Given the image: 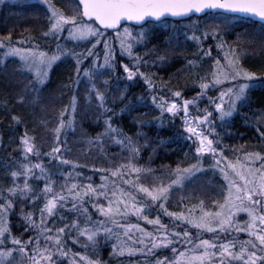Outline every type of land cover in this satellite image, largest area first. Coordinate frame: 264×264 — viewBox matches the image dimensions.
Returning <instances> with one entry per match:
<instances>
[{"label": "snow or ice", "instance_id": "obj_1", "mask_svg": "<svg viewBox=\"0 0 264 264\" xmlns=\"http://www.w3.org/2000/svg\"><path fill=\"white\" fill-rule=\"evenodd\" d=\"M5 2L0 0V5ZM42 3L47 10L49 25L42 38L55 40L54 49L41 50L32 37L14 40L11 32L0 37V52L5 60L16 57L25 70L34 73L29 86L37 95L29 101L26 87L18 94L16 102L22 105L38 103L37 89L46 84L53 67L66 57L72 58L77 86L83 74L89 85L88 99L94 98L105 116L104 131L90 143L102 145L105 140H110L127 155L122 163L113 167L97 168L93 165L94 172L102 173L99 185L75 182L81 179L79 172L75 175L73 171L57 173L43 163L19 164L18 171L10 172L12 186L6 189L0 186V264H65V261L68 264H102L80 252L73 253L68 247L70 240L83 249L95 248L100 235L114 237L119 242L112 245L113 254L154 257V264H264V150L249 152L243 146L240 149L225 146L222 143L224 137L220 135L238 107L248 99V93L258 86L264 87V71L258 74L242 67L236 48L228 44L224 34L244 18L257 17L264 21V0H72L71 15H66L52 0H42ZM192 15H205L211 23L200 35L196 34L200 30L198 23L189 26L195 31L186 38L198 45V54L195 60L187 61L188 70L197 67V60L212 58L213 47L203 46L209 38L216 41L215 48L223 52V57L213 58L210 72L196 74L195 95L189 99L182 90H173L163 79L158 84L149 73L142 71V67L149 65L145 59L149 53L141 56L135 53V49L149 42V27L165 24L169 18L182 19ZM61 40L86 46L77 51L67 48ZM116 42L119 44V60ZM261 46L264 47V34ZM124 57L131 64L124 63ZM156 60L165 63L167 55L157 52ZM86 61H90L88 67H84ZM118 69H122L123 79L127 82L143 81L145 93L137 99L141 102L150 99L159 112L154 117L159 125L166 120L175 122L180 119L183 132L195 147L194 163L182 166L184 162L177 161L175 168L164 166L161 169L138 163L142 150L149 148L151 142L140 131L134 134V139L121 127L114 126L117 113L107 107V90L114 80L121 81ZM100 77L107 78L100 80ZM98 83L104 91L97 86ZM211 92L216 94L209 95ZM126 93L127 89H124L118 97V102L124 105L119 114L131 108L132 102ZM204 100L207 104L200 108ZM76 104L73 96L70 104L59 112V123L51 130L53 143L50 150L42 154L49 159V165L55 163L57 167L69 166L73 170L81 167L66 158L71 149L66 146L67 140L62 139L65 129L74 131V119L67 117L69 109L75 116ZM11 119L16 124L23 123L20 116L12 115ZM133 123L137 128L145 126L143 121ZM256 132L258 139L264 142V115L257 120ZM224 135L232 134L226 131ZM140 139L145 143L140 144ZM19 144L24 160L41 155L35 137L27 131L19 138ZM0 146H3L2 142ZM229 151L233 154L242 151L244 155L230 159L225 154ZM207 157H211V162L209 168L204 169ZM157 171L163 175L156 176ZM205 171L218 172L223 181L219 193L222 200H211L215 211L206 207L203 199L198 205L187 208L186 200L192 197H181L178 201L187 212L169 211L166 205L170 193L174 189L182 190L186 183ZM56 175L65 181L59 191L53 187ZM148 176L152 181L150 186H145L143 178ZM21 179L23 182H18ZM31 181H43V187L37 191ZM18 203L31 209H20L24 222V233L20 236L12 233L8 219ZM153 211L157 213L155 218H149L146 213ZM65 213L74 218L68 220ZM93 213L97 219L93 218ZM241 213L248 217L243 223L238 220ZM162 216L172 221V229L162 222ZM129 217L145 221L154 231H148L138 223H128ZM184 225L196 229L197 235L193 237L187 227H182ZM240 233H246L248 239L239 240ZM205 234L209 238H205ZM81 239L85 243L80 244ZM177 245L183 250L180 251ZM165 249L171 250L174 260L157 255L159 250Z\"/></svg>", "mask_w": 264, "mask_h": 264}, {"label": "rangeland", "instance_id": "obj_2", "mask_svg": "<svg viewBox=\"0 0 264 264\" xmlns=\"http://www.w3.org/2000/svg\"><path fill=\"white\" fill-rule=\"evenodd\" d=\"M52 2L58 7L61 8L66 15H71V8H72V0H52ZM34 18L31 22L34 23L32 27H29V24L24 29H33L38 34H21V31H18L23 25L26 23V19ZM41 20V22H40ZM39 21V23H38ZM15 22V23H14ZM30 23V22H29ZM199 24L200 30L196 31L197 35H200V32L203 31L210 23L211 19L207 16L204 17H193L191 19L185 21H170L163 24L161 27L164 29L165 32L168 31V35L166 36L165 40L160 45H155V41L149 40L147 45H140L135 49V53L141 56H145V53H149V55L145 56V59L149 61V65L142 67V71L149 73L152 78L159 84L161 79L168 83V86L173 90H182L184 93L185 98L191 99L193 96L187 95L186 90H192L195 87V76L197 73L203 75L205 72L211 71V66L213 63V58L217 56L223 57V52H218L215 48L216 41L209 38L207 41L203 42V46L207 48L209 45L213 47L212 58H204L203 60H197V67L191 71L188 70L187 61L189 59H196L198 54V45L186 38L190 36L193 31H195L194 26L195 24ZM25 27V26H24ZM48 22H47V10L42 3V0H6V2L0 5V37L7 36L9 32L12 33L14 40H23L28 37L34 38L33 42L40 45L41 50L49 51L50 49L55 48L56 41L53 39H43L42 33L48 30ZM262 34H264V23L255 22L250 19H242L237 21L235 26L228 30L224 34V39L228 42L229 45L236 48L237 55L240 58V62L242 67H244L248 71H253L255 67H259L258 65H247L248 61H254L259 59V56L263 53L264 54V47L261 46ZM67 36V33L64 34ZM61 43L65 44L67 48H75L77 51H82L85 48L84 43H80L76 45L75 42L61 40ZM90 46V45H89ZM157 51H152L153 49ZM115 51L117 54V60L120 59L119 55V44L118 42L115 43ZM167 55V62L160 63L156 60V55ZM101 61L103 59L102 52ZM180 59V67L172 74H168L165 72L169 65H172L174 61ZM63 60H67L70 65L72 71H68V80H62L60 85L54 89V92L51 90L52 88L46 87L47 83L51 79L52 70L50 71L49 77L46 81V84L39 87L37 89L39 95V101L44 103V105H38V103H31L27 102L25 104L17 103L18 106H25L29 113L34 116V123L35 127H32L30 130H26L28 134L35 137V142L37 143L40 153V156H31L29 160H24L25 163H43L46 167H51L53 171L60 173V172H67L73 171L75 175L76 172L81 174V179L75 181L77 183L87 184L89 182L93 183L94 185H99L101 183L100 176L102 173L94 172L93 165L97 168H109L113 167V165H118L119 163L123 162V158L127 155L125 151L118 145H115L110 140H105L102 145L96 144V147L89 151L88 147L89 144V137L92 136L89 133H86L83 122L86 119H89V122L93 125V131L95 126L97 129L95 131L94 138H98V134L104 131V119L105 116L97 106L96 101L93 98L91 101L88 99V83L87 79L83 77L81 74L79 85L77 86L76 80L77 76L75 74V63L72 58H64ZM155 61V64L153 62ZM124 63L131 64V61L127 58H123ZM223 62V60H222ZM90 61H86L84 67H88ZM256 64V63H255ZM255 66V67H253ZM264 70V67L261 66ZM259 69V68H258ZM256 69V70H258ZM257 73V72H256ZM259 74V73H258ZM117 75L121 77V81H113L112 86L107 90L109 103L107 107L113 108L117 113L116 116H120V109L124 107L122 104L118 102V97L120 93L127 89V98L131 101V93H137L138 97L145 93V85L143 84L142 80H136L133 82H127L124 78V73L122 69H118ZM0 77L6 78L9 80V83L16 86L19 90V93L26 87L28 88V100L31 101L37 93L32 92L31 87L29 86L30 83L34 80V73L29 72L24 69L22 63L16 57H8L6 60L3 57L2 52H0ZM107 77H100V80L106 79ZM68 81V82H67ZM68 85V87H65ZM98 87L101 88V91H104V88L98 83ZM227 86V85H226ZM44 88L46 91H49L48 94H44ZM51 92V93H50ZM195 92V91H194ZM250 93H248V99L244 102L242 106L238 107V111L234 114V116L238 112H242L246 125L249 128L257 127V120L264 115V107L262 109L249 111L246 106L250 103ZM215 92L209 93V95H215ZM76 97L77 104H76V112L75 116L71 115V109H69L68 117L69 119H74V131L65 129L64 133L62 134V139L67 140V147L71 149V152L66 155L67 159L72 160L75 163H79L81 165L78 169H70L69 166H62L57 167L55 163L49 165V159L44 157L42 154L48 152L50 150V146L53 143V137L51 135V130L57 126L59 123V112L64 109L65 106H68L73 98ZM17 101L19 99L18 94H16ZM137 97V98H138ZM138 100V99H137ZM38 101V102H39ZM115 101V102H114ZM138 102L142 104L151 105L148 108L150 109V114H154L156 117L159 115L158 110L151 104L150 99L145 98L143 102L138 100ZM207 104V101L204 100L200 103V108H204ZM115 105L121 106L119 109L115 108ZM245 108V109H244ZM19 109V108H18ZM21 109V108H20ZM126 111V110H125ZM38 114H40L38 116ZM19 116H21L19 114ZM115 116V117H116ZM233 116V117H234ZM114 117V118H115ZM232 117V118H233ZM22 118V116H21ZM231 120V119H230ZM169 125L174 126L177 125L179 129L182 130L181 121L179 118L175 120V122H170L166 120ZM165 125V123L163 124ZM161 126V125H160ZM220 131V129H218ZM231 132V136H225V132ZM24 134V133H23ZM182 135L187 141L188 152L185 151L183 157L179 161H183L182 166H187L188 163L195 162V147L193 146V142L187 139V134L183 132ZM223 138L222 143L225 146L234 147L236 149H240L241 146L246 148L247 151H261L264 150V142H261L258 139L257 132L255 134V138L248 142H241V136H236V132L232 131L230 127V122L225 127V129L220 133ZM42 141L43 145H39ZM0 142H2V138L0 135ZM140 144H144L145 140L140 139ZM111 149V150H110ZM145 150V149H144ZM144 150H142L140 155V161L138 163L144 167H151L150 166V157L145 154V159L142 157L144 154ZM226 155L229 156L230 159H235V156L242 157L244 153L237 152L233 154L232 152H226ZM111 155V158L108 159V156ZM115 158V159H113ZM211 157L206 158V162L203 163V168L208 169L210 166ZM176 166V165H175ZM172 166V168H175ZM152 168V167H151ZM162 168V167H161ZM160 168V169H161ZM18 165L13 167L12 171H18ZM163 175L162 172L157 171L156 176ZM55 184L53 185L55 191H59V186L63 184L65 181L63 177L60 175H56L53 177ZM152 181V177L148 176L143 178V182L145 186H150ZM22 183V179L18 181ZM33 186L39 191L43 187V181H31ZM223 181L220 177L219 173H213L212 171H205L198 176H196L191 182L185 184V187L182 190L174 189L170 193V201L166 205L169 211L178 212L184 210L187 212V208H191L194 205L199 204V200L203 199L205 201V205L211 210L215 211V208L211 205V200H222V196L219 195L221 190V185ZM0 186H3V181L0 178ZM181 197H192L191 199L186 200L187 208L178 205V201ZM42 206V204H41ZM70 206V205H69ZM87 206V205H86ZM90 211H92L90 209ZM149 215V218H155L156 212L146 213ZM68 220L73 219L72 214H67ZM93 218L97 219L98 216L93 213ZM9 219V217H8ZM162 222L169 226L170 229L174 227L172 221L166 217H161ZM248 219L247 215L241 213L238 216V220L243 223ZM127 222L131 224H139L141 227H145L148 231H154L151 225H147V223L143 220H137L135 217L127 218ZM63 226V225H60ZM9 227L14 235L20 236L21 234H16L15 230L12 229V224L9 220ZM182 227H187L189 231L192 232L193 237L197 235L196 229L192 228L190 225H184ZM138 233L134 234L133 238L135 239ZM27 239V236H24ZM205 238H209L208 234H205ZM239 240H246L248 236L246 233L238 234ZM85 243L83 239H81L80 244ZM104 244L110 245L112 247L113 244L119 243L114 237H105L100 235L98 237L97 244ZM68 247L71 252H80L82 255H87L92 259H97L96 254L93 253L94 248L83 249L80 247L79 244L73 245L69 240ZM177 248L182 251L183 249L177 245ZM113 249V248H112ZM158 256H168L170 259H175V256L171 252L170 249L159 250L157 252ZM110 260L112 264H144L147 261V264H154V257L148 256H141V255H134L128 256L127 254L121 256L113 254L110 255ZM100 261V260H99ZM65 264H68L65 261ZM102 264H106L103 263Z\"/></svg>", "mask_w": 264, "mask_h": 264}, {"label": "trees", "instance_id": "obj_3", "mask_svg": "<svg viewBox=\"0 0 264 264\" xmlns=\"http://www.w3.org/2000/svg\"><path fill=\"white\" fill-rule=\"evenodd\" d=\"M32 20H34V18L26 19V23L20 25L19 27L21 28L18 29V31H21V34H29L30 32V34H38L36 31H33V29H24L27 27L28 24L29 27H32V25L34 24L31 22ZM167 21L170 22L171 20ZM162 25H156L154 27L146 26L149 27L151 33V41H155V45L157 46L162 44L166 36L168 35V31L165 32L164 29H162L161 27ZM255 61L256 62L250 60L247 62V65H258L259 67L253 66L255 67L253 71L257 73L264 71L261 68V66L264 67V54L262 53L259 56V59ZM180 63V59L174 61L172 65H169L167 67L165 72L168 74L174 73L176 70L179 69ZM68 71H72V69L70 68V65L67 60H62L61 62H58L53 67L51 79L47 83L46 87L52 88L51 90L54 92V89H56L57 86L60 85V82L62 80H68L69 75L66 74ZM9 82L10 81L6 80V78L0 77V135L2 138L3 145L0 146V178L3 181V188L5 189L7 187L12 186L13 182L10 177V172L13 170V167L15 165L25 163L19 151V149L22 147L19 144V138L23 135L26 130H30L32 127H35V124H33L34 116L29 113L25 106H18L17 102L15 101L16 94H19L18 88ZM44 92V94L47 95L49 91H46L44 88ZM185 92L187 95L190 96H193L195 94L194 89L186 90ZM130 95L132 97L131 108L126 109L123 114L114 118V126L121 127L127 135L133 136L134 139L136 138L134 134L137 131L142 132L146 136V138L151 142V144L149 148H146L144 150V154L142 155V157L145 159V154L151 157V160L149 159V161L150 166L153 169H160L164 166H175L176 162L183 157L184 152H188V142L185 141L182 135V130L179 129L177 125H169L168 122L166 123V121L165 125L160 126L154 120V117L156 116L154 114H150L151 112L148 107L151 105L142 104L138 102L137 93H131ZM38 105H44V103L39 101ZM120 107L121 106L119 105H115L116 109H119ZM263 107L264 87L258 86L251 91L250 103L246 106V109L248 108L249 111H254L262 109ZM38 113L39 112H37V114ZM19 114L22 116L23 123L16 124L14 121H12L11 116H19ZM39 115L40 114H38V116ZM133 121H143L145 122V126L142 128H137ZM229 122L232 131L236 132V136L242 135L240 138L241 142H248L255 138L256 129L249 128L246 125L245 118L242 112H238L233 118H231ZM83 127L86 133L95 136L97 126H95L93 131V125L89 122V119H86V121L83 122ZM220 133H222V131H220ZM92 136H90L88 140L90 144L89 146H87L89 151L91 150V148L93 149L94 147H96V144L90 143V141L96 139ZM39 145H43L42 141ZM153 149H155V151H153ZM109 158H111V155L108 156V159ZM22 207L25 208L26 211L31 210L26 205L18 203L16 205L15 212L9 215V220L12 224V229L15 230L16 234L24 233V222L20 213V209ZM25 236H27V234H25ZM92 252L96 254L95 258H97L101 262L106 264H112V261L110 260V255L113 252V249L110 245H104L99 243L96 245L94 251Z\"/></svg>", "mask_w": 264, "mask_h": 264}, {"label": "water", "instance_id": "obj_4", "mask_svg": "<svg viewBox=\"0 0 264 264\" xmlns=\"http://www.w3.org/2000/svg\"><path fill=\"white\" fill-rule=\"evenodd\" d=\"M192 16H204V15H192ZM192 16H190V17H192ZM190 17H186V18H169V19H172V20H184V19H188V18H190ZM249 19H252V20H254L255 22H261V23H264V21H261L259 18H257V17H249Z\"/></svg>", "mask_w": 264, "mask_h": 264}]
</instances>
